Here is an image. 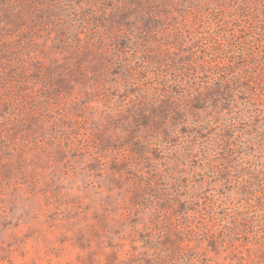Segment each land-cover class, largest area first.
Wrapping results in <instances>:
<instances>
[{
    "label": "rangeland",
    "instance_id": "obj_1",
    "mask_svg": "<svg viewBox=\"0 0 264 264\" xmlns=\"http://www.w3.org/2000/svg\"><path fill=\"white\" fill-rule=\"evenodd\" d=\"M0 264H264V0H0Z\"/></svg>",
    "mask_w": 264,
    "mask_h": 264
}]
</instances>
